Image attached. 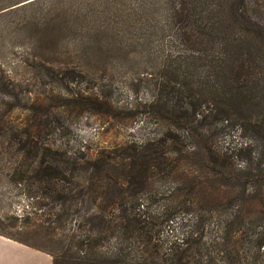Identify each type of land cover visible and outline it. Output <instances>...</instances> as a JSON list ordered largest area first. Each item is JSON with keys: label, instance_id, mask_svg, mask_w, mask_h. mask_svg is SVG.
I'll use <instances>...</instances> for the list:
<instances>
[{"label": "trees", "instance_id": "16d2710c", "mask_svg": "<svg viewBox=\"0 0 264 264\" xmlns=\"http://www.w3.org/2000/svg\"><path fill=\"white\" fill-rule=\"evenodd\" d=\"M37 5L42 19L35 12L28 30L17 28L29 38L21 64L67 84L92 79L88 69L156 68L159 81L151 86L149 107L161 101L162 119L178 133L131 144L119 155L127 161L121 168L103 160L87 159L81 167L62 154L48 157L49 147L28 145L30 133L24 140L7 137L5 153L25 157L13 171L16 182L20 174H36L51 192L59 228L75 231L67 248L74 264H264V201L259 211L244 210L249 198L264 194V0H20L1 11ZM19 82L0 70L5 95L17 97ZM83 97L72 94L74 102L101 99ZM35 118L40 127L60 122L50 115ZM225 130L250 139L243 169H233L229 155L221 156L210 141ZM193 143L203 146L199 160L191 157ZM175 152L187 167L206 168L214 181L187 169V183L167 196L180 199L178 206L151 209L143 191L160 172L173 174ZM82 171L89 174L86 188L76 181ZM207 183L214 200L199 206ZM222 189L235 194L230 198ZM79 200L97 206L82 216L90 227L85 234H76L84 227L76 226ZM165 234L170 241L159 245Z\"/></svg>", "mask_w": 264, "mask_h": 264}, {"label": "rangeland", "instance_id": "374dc122", "mask_svg": "<svg viewBox=\"0 0 264 264\" xmlns=\"http://www.w3.org/2000/svg\"><path fill=\"white\" fill-rule=\"evenodd\" d=\"M18 1L20 0H0V70L5 71L6 74H16L20 79L17 90L15 89L17 97L5 95L3 84L0 83V215L2 217L0 236L3 235L2 237L16 243L46 253L51 257L53 264H74L68 245H72L75 231L73 233L59 228L55 220L58 209L55 206L52 208L55 202L49 196L51 192L44 191L47 187L40 184L36 174L30 171L20 174L21 183L16 182L17 178L13 175V171L22 160H25V157L19 155L9 157L5 153V149H9L7 147L9 140L13 139L14 135L24 140L30 133L31 144L28 145L41 144V147H49L50 149L44 151L48 157L53 158L57 154H62V157H58L64 160H77L81 167L86 164L87 159L108 161L115 166L126 167L127 161L122 160L119 155L129 151L127 148L131 144L140 141H144V144L154 140L163 141L167 140L169 134L177 136L178 133L169 128L162 119V114L165 112H162L161 101L149 107L154 99L151 86L156 80L159 81L156 68L152 70L128 65L124 69H109L106 72L100 69H88L87 72L92 75V79L79 78L78 83L67 84L49 79L44 69L35 70L21 64L20 59L27 50L29 38L23 31L19 35L17 28L28 30L35 12L36 17L41 20L42 16L38 10L43 7L37 5L19 8L14 13L1 11ZM73 93L84 95L83 98L97 94L101 99L96 101L92 97L90 103H83L82 99L79 100L80 102H74ZM34 115H50V121H56L55 119L58 118L60 122L58 124L53 122L47 127L36 126L37 118L32 119ZM211 132L204 136L209 137ZM210 141L213 142L212 145L216 150L223 154L221 156L229 155L227 161L233 163V169L237 170L240 166L243 169L242 165L248 153L244 148L250 139L240 137L236 130H225L216 132L211 136ZM193 147L190 152L192 159H196L200 151L204 153L201 150L203 146H200V149L196 143H193ZM170 157L174 163L170 160L165 164L171 167V163L176 167L173 174L168 176L165 172H160L149 181L143 191L142 197L146 198L144 203L151 209L178 206L180 199L174 197L168 199V197L171 193L173 196L178 195V189H182L187 183L183 179V176L189 174L187 169L195 171L192 172L195 177L208 176L210 181H214L206 168L198 165L187 167L176 152ZM22 168L24 170L26 167L22 166ZM68 174L69 172H66L65 175ZM88 180L89 174L82 171L76 181L85 183L83 186L86 188L90 185ZM63 187L70 188L66 183H63ZM79 190L74 188L76 193ZM202 190L199 197L203 199L200 200L199 206H204L205 204L202 203L207 202L208 199L214 200L209 196L210 192H213L209 183L203 186ZM222 190L223 195L227 196L229 193L230 198L235 194ZM263 201L264 194L258 192L256 197L249 198V201L245 202L247 207L244 208L245 212L259 211L258 209L263 207L259 202L263 203ZM192 206L194 209L199 207ZM77 208L79 214L76 226L84 227L81 232L77 229L76 234H85L90 227L83 222L82 216L84 212L89 216L90 213L97 211V206L89 200L83 204L80 201ZM167 239L170 241L168 234H165L156 242L162 245Z\"/></svg>", "mask_w": 264, "mask_h": 264}, {"label": "crops", "instance_id": "0c3cea01", "mask_svg": "<svg viewBox=\"0 0 264 264\" xmlns=\"http://www.w3.org/2000/svg\"><path fill=\"white\" fill-rule=\"evenodd\" d=\"M0 264H53L46 253L0 236Z\"/></svg>", "mask_w": 264, "mask_h": 264}]
</instances>
